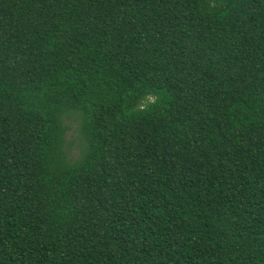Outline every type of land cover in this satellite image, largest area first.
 I'll return each mask as SVG.
<instances>
[{
	"label": "trees",
	"instance_id": "16d2710c",
	"mask_svg": "<svg viewBox=\"0 0 264 264\" xmlns=\"http://www.w3.org/2000/svg\"><path fill=\"white\" fill-rule=\"evenodd\" d=\"M0 264H264V0H0Z\"/></svg>",
	"mask_w": 264,
	"mask_h": 264
},
{
	"label": "rangeland",
	"instance_id": "374dc122",
	"mask_svg": "<svg viewBox=\"0 0 264 264\" xmlns=\"http://www.w3.org/2000/svg\"><path fill=\"white\" fill-rule=\"evenodd\" d=\"M66 124L70 127L68 134H67V142L73 143L74 146L71 148L72 155L77 156L78 151H77V146H76V140H77L78 135L75 131L76 127L71 121H66Z\"/></svg>",
	"mask_w": 264,
	"mask_h": 264
},
{
	"label": "snow or ice",
	"instance_id": "6c2138e0",
	"mask_svg": "<svg viewBox=\"0 0 264 264\" xmlns=\"http://www.w3.org/2000/svg\"><path fill=\"white\" fill-rule=\"evenodd\" d=\"M145 103H147V101H145Z\"/></svg>",
	"mask_w": 264,
	"mask_h": 264
}]
</instances>
